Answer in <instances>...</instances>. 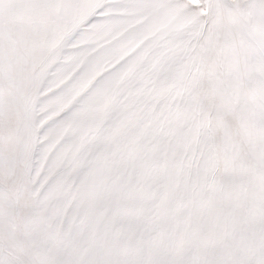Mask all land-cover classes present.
<instances>
[{"label": "snow or ice", "instance_id": "6c2138e0", "mask_svg": "<svg viewBox=\"0 0 264 264\" xmlns=\"http://www.w3.org/2000/svg\"><path fill=\"white\" fill-rule=\"evenodd\" d=\"M0 264H264V0H0Z\"/></svg>", "mask_w": 264, "mask_h": 264}]
</instances>
